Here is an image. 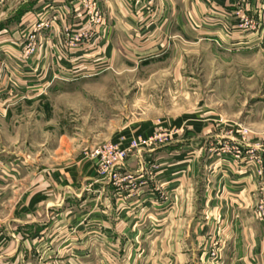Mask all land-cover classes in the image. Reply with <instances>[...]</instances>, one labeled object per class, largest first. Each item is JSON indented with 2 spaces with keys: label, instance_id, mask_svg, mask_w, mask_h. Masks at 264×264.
Here are the masks:
<instances>
[{
  "label": "crops",
  "instance_id": "1",
  "mask_svg": "<svg viewBox=\"0 0 264 264\" xmlns=\"http://www.w3.org/2000/svg\"><path fill=\"white\" fill-rule=\"evenodd\" d=\"M78 1L36 0L24 10L0 8V48L13 45L18 32L27 28L25 21L32 23L44 7H62L70 15H63L52 27L53 38L45 42L48 49L43 57L53 63L58 57L56 48L64 43L61 26L84 24V9L78 13V8L72 6ZM237 1L157 0L149 15L140 12L144 2L97 0L108 27L106 34H98L95 45L103 48L110 61L116 59L119 48L128 55L132 51L163 57L167 46L190 43V37L195 39H191L194 44L252 43L261 48L264 0H248L245 5L246 11L259 19L258 32L251 41L238 43L243 39L239 30L227 37ZM98 30L103 32V27ZM198 35L203 38L197 40ZM11 63H16L13 57ZM8 91L0 89V98ZM210 114L209 111L203 121L189 114L185 116L188 118H164L159 124L151 121L140 126L137 135H149L156 126L186 130L162 149L141 152L139 157L128 160V168L139 173L152 163L159 165L154 176L156 184L139 185L135 193L103 183L89 188L87 181L96 175V168L82 160L27 179L22 193L16 192L17 199L11 200L5 217L1 214L5 207V178L0 175V264H264V222L254 211L259 165L191 149L215 137V119ZM132 131L130 127L122 133L129 137ZM91 189L104 191V199L80 197L81 192ZM99 228L107 234L102 243ZM73 229L77 230V240L72 251L78 255L71 256L62 240L73 235ZM216 237L223 249L219 259H211L206 251ZM79 248L85 251H76Z\"/></svg>",
  "mask_w": 264,
  "mask_h": 264
},
{
  "label": "rangeland",
  "instance_id": "2",
  "mask_svg": "<svg viewBox=\"0 0 264 264\" xmlns=\"http://www.w3.org/2000/svg\"><path fill=\"white\" fill-rule=\"evenodd\" d=\"M35 1L0 0V8L19 11ZM156 1L143 5L141 14L151 15ZM239 1L247 10L248 0L234 2L235 8L241 7ZM72 6L78 13L85 11L84 24L61 26L64 43L56 48L58 57L53 63L43 57L48 49L45 42L53 38L52 27L66 14L62 7H44L32 23L25 21L27 28L18 32L13 45L0 48V89H9L0 98V175L5 178L1 214L9 215L11 200L17 199L16 192L22 193L27 179L82 160L96 168V175L87 181L89 188L103 183L135 193L139 185L156 184L158 164L152 163L139 173L128 168V160L171 144L186 127L156 126L149 135H137L140 126L151 121L159 124L164 118H188L185 116L189 114L203 121L210 111L215 119V137L191 149L258 164L260 180L254 211L264 222V45L259 48L249 43L258 30L242 29L243 39L238 43H249L246 45L194 44L190 37V43L167 46L163 57L150 58L132 51L128 55L119 48L116 59L110 61L103 48L95 45L98 34H106L108 27L97 0H79ZM249 13L259 25V19ZM99 17L101 23L96 24ZM231 19L227 37L235 33L230 27L238 23L235 13ZM102 27L103 32L98 30ZM200 38L203 36L196 39ZM11 57L16 63H11ZM7 69L13 73L7 74ZM130 127L134 131L128 137L122 132ZM134 142L139 145L123 165L114 164L108 154H97L110 146L130 149ZM92 189L81 192L80 197L104 199V191ZM76 231L73 229V235L62 240L71 256L78 255L72 251ZM99 231L102 243L107 234ZM222 249L216 237L206 252L211 259H219Z\"/></svg>",
  "mask_w": 264,
  "mask_h": 264
},
{
  "label": "built area",
  "instance_id": "3",
  "mask_svg": "<svg viewBox=\"0 0 264 264\" xmlns=\"http://www.w3.org/2000/svg\"><path fill=\"white\" fill-rule=\"evenodd\" d=\"M151 1H153V0H151ZM242 1L245 2V0H242ZM143 2L146 4V3H149L150 0H144ZM240 4L242 7L243 3H241V1H239V5ZM241 7L237 6V11L235 12V15L237 16L236 22H238V23L232 25L230 28H232L233 31L239 30L241 32H242V29H244V28L250 29L251 31H254V30L257 31L259 29L258 23L251 20L249 18V15L247 14L246 10H244L243 7L242 8ZM95 16H97V14ZM95 22H96V24L101 23V18L100 17L96 18ZM256 31H254V32H256ZM138 145H139L138 143L134 142L131 145L130 149H122V148H119L118 146H110L107 150H98L97 154L102 156V157H105L104 155L108 154V156L111 157L110 161H112L114 164H116V165L122 164L123 165L124 161L128 158L130 151L132 149L138 147ZM262 206L264 207V203L262 204ZM211 255L215 256L216 252L211 253Z\"/></svg>",
  "mask_w": 264,
  "mask_h": 264
}]
</instances>
